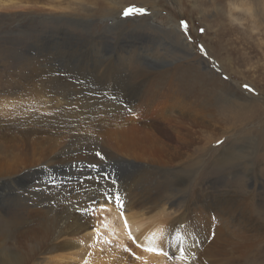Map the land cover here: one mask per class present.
<instances>
[{"label":"rangeland","instance_id":"1","mask_svg":"<svg viewBox=\"0 0 264 264\" xmlns=\"http://www.w3.org/2000/svg\"><path fill=\"white\" fill-rule=\"evenodd\" d=\"M170 186L168 261L264 264V0H0V264H34L61 224L118 252L98 206L139 214Z\"/></svg>","mask_w":264,"mask_h":264},{"label":"bare ground","instance_id":"2","mask_svg":"<svg viewBox=\"0 0 264 264\" xmlns=\"http://www.w3.org/2000/svg\"><path fill=\"white\" fill-rule=\"evenodd\" d=\"M55 22H57V20H55ZM57 32H61V31L60 30H50L49 32H47L48 34L45 35V37L43 39L42 38L40 39V37H39L38 40H40V42H43V41L47 40L49 37H54V34H56ZM30 51L32 53L35 52L36 54H38V52L34 51V48H32V47H30ZM27 55L33 58V56H31V55H29V54H27ZM129 59L128 60L131 62L132 61L131 58H129ZM45 61L46 60L40 59V61H38V62H45ZM183 65H186L185 66L186 68H190L188 66L189 65L188 63L182 64L181 66H183ZM181 66L178 67V68H183ZM126 67H127L126 70L130 74L129 76H131L132 68H130L129 65L126 66ZM150 75H153V74L152 73L149 74L148 72H146L145 74H142V77H143V79H145V76H150ZM179 77L181 79L187 80V82H186L187 93H191L194 96L198 97V95L201 94L200 91H202V90H200V88L196 87L197 83H198L197 82V78H199L202 81V85H206L207 87H209V85L206 82L203 81V79L204 80L207 79L203 75L202 76L200 75L199 77H196L194 75L187 76L186 73H182L179 70ZM200 77H202L203 79H201ZM181 83L185 84L182 81H181ZM184 90H185V88H184ZM139 92H137V94ZM138 96L140 97V95H137V97L135 99H133V101H132L133 104L139 98ZM202 99H203V97H202ZM216 100H218V99L216 98ZM101 104H102V102H101ZM108 107H110V106H108ZM116 107H117V105H116ZM122 111H124V110L121 109V108L120 109L117 108V110L114 111V114L118 115ZM7 127H8V125H7ZM5 137H8V136H5ZM10 148L12 150H14V146L13 145H11ZM113 159H114V161L119 162V163L125 162V160H123V159H121V158H119L117 156H113ZM167 174L170 175L171 177H175L176 179H178L179 180L178 185H180L183 188L182 189L183 192H185L186 188H184V187H186L187 180L184 179V178L180 180L178 178V174L179 173L176 172V171H174L171 174L170 173H167ZM171 187L172 186H170V189H167V191L164 194H161V196H160V194H158V196L160 198L159 197H155V198L153 197V200H148V202L151 203V204L150 203L149 204L152 205V206L149 207V208L147 207L145 209H148L150 211H148V210L146 211V210H143V209H141V211H140V209H139V211H138L139 214H136L137 211H136V213H134L133 212L134 210L133 211L128 210L126 205L124 206V211L128 210V213L127 212L120 213L116 209L111 208V206H109V204L104 205L103 202H102V204H100L98 206L99 209H98L97 212L101 213V217H100V220H97L95 222V224H98L97 232H100L103 229H107L108 233H109L108 234V238H110V239L117 238L118 239L117 248H119L120 251L114 252L115 249L112 248L110 245L104 246L105 241L101 240V238L99 239L97 235L93 236L91 238V241L88 240V242H90V245H88L91 248V250H89L90 252L86 251V249H85V243L88 244L87 241L77 242V244H76L77 247L75 248V241H74L75 239H74V237H75L76 234L73 231H71L70 228H66L64 225L61 224V225H58L57 227H54L53 229L52 228L48 229V230L46 229L45 236H42L41 239L39 238L40 241L37 240V242H39L40 244L38 246L37 245L35 246L34 251L30 254L31 255L30 259H32V257L38 256L34 264H43V262H47L48 263L49 260L52 259V257L55 255L53 258H55L56 260L57 259L61 260V261H65L66 260L65 262H67V263H69L70 261L71 262L75 261V262H77V264L78 263H80V264H129L126 261L125 257L127 256L126 253L130 252V254L132 253V255L136 259H138V264H180L178 262L175 263L174 261L173 262L168 261L170 259H167L168 256H166V254H165V253H167L168 245H167V239H166L167 233L165 231V223H166V219L167 218H166L165 213H164V207L166 206L168 201L164 202L165 200H163V198L166 195H168V197L169 196L172 197V195H171V191H172ZM176 190L177 191H182L180 189H176ZM176 190H175V192H176ZM175 192H173V195H174ZM183 192H182V194L178 195V197L182 196V198L180 200H182L184 198L183 197L184 196ZM156 198H159V199H156ZM102 199L103 198H101V200ZM174 199L171 200V198H170L171 201H169L170 202L169 204L178 207V205L180 203V200L177 201V198H176V200H174ZM95 201H98V200H95ZM162 203H164V205H161ZM217 210L218 209H214V211L216 212V215H217ZM151 212H154V214L152 213L153 215H151V214L148 215ZM125 221L127 222V225H125ZM261 226H262V224H261ZM94 232H91V234H96ZM257 233H259V230H257L256 234ZM41 234H43V233H41ZM129 234H131V238H130ZM62 236H66V237H70L71 238V239H69V242L65 243L66 246L56 247V246L53 245L51 247V249H50L51 242L54 244L55 242L59 241ZM25 238H26V236H25ZM131 242L133 244L135 243L134 245H135V247L137 245V248L133 247L134 248L133 249L132 246H131L132 244L130 245ZM27 243H28V240H27ZM237 245L238 246H236V247H234L232 249L242 250L243 247H246V245H243V243L242 244H237ZM147 248H158V249H161L162 251H160V252H157V251H146L145 249H147ZM194 248H195V246H193V249ZM1 252H2V250H1ZM10 254H12V253H10ZM51 254H53V256H51ZM20 255L21 254H19V256ZM4 258L7 259V262L5 261V264H27L28 263V262L26 263L25 258H22V257L16 258V259H18V261L16 263L14 261V259H15L14 257H11L9 260H8V258H6V256H4ZM29 264H30V262H29Z\"/></svg>","mask_w":264,"mask_h":264},{"label":"snow or ice","instance_id":"3","mask_svg":"<svg viewBox=\"0 0 264 264\" xmlns=\"http://www.w3.org/2000/svg\"><path fill=\"white\" fill-rule=\"evenodd\" d=\"M145 12H146V10H145L144 8H139V7L129 6V7L125 8V9L123 10V15H124V16H128V15H131V14H137V13H138V14H144ZM180 23H181V25L185 28V30H187L186 22L183 21V20H181ZM201 31H203V30H201ZM201 50L203 51V49H201ZM244 88H245L246 90H248V91H252V89L249 88L248 85H244ZM97 155L99 156L100 154L97 153ZM90 167L95 168V165H91ZM116 200L119 202V197H116ZM92 202L95 203L96 201L93 200ZM109 202H111V201H109ZM118 206L123 207L122 202H119V203H118ZM125 225H127V222H126V221H125ZM129 235H130V238H131V234H129ZM145 250H146V251H157V252L162 251L161 249H158V248H147V249H145ZM181 251H183V249H181ZM165 254H166V253H165Z\"/></svg>","mask_w":264,"mask_h":264},{"label":"water","instance_id":"4","mask_svg":"<svg viewBox=\"0 0 264 264\" xmlns=\"http://www.w3.org/2000/svg\"><path fill=\"white\" fill-rule=\"evenodd\" d=\"M30 47L33 48L32 45H28L27 47L25 46V47L21 50V53H22V54H23V53H27V54H29V55H31V56H33V57L38 56V54H36L35 52L32 53V52L30 51Z\"/></svg>","mask_w":264,"mask_h":264}]
</instances>
